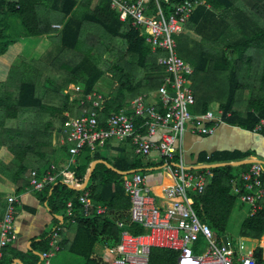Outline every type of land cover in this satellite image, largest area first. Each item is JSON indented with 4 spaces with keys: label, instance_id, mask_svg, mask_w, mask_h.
<instances>
[{
    "label": "trees",
    "instance_id": "1",
    "mask_svg": "<svg viewBox=\"0 0 264 264\" xmlns=\"http://www.w3.org/2000/svg\"><path fill=\"white\" fill-rule=\"evenodd\" d=\"M185 1L170 0L169 5H164L166 14L171 15L174 8ZM201 1H205L210 8H199L188 24V27L201 37V40L198 41L187 34L181 35L178 39L179 55L194 66L192 90L206 92L203 95L205 100L212 97L219 102L227 124L253 132L260 121L264 120V0ZM54 13L62 16L60 31L52 27L50 17ZM0 15L2 16L0 58L8 52L10 47L15 46L16 39H19L17 33L12 36L8 29L9 20L15 18L21 24L20 35L23 38L48 36L51 40L50 44L59 42V48L62 49L60 52L64 53V50H68L74 52L73 54H76L75 51L82 53L81 60L76 62L75 66L65 67L64 70L71 74L72 80L83 84L85 95L96 92V86L105 73L115 80V90L104 98V103L98 111L100 126L105 124L112 113L121 111L133 99L141 94L158 92L164 84L166 69L159 64L158 55L152 53L147 45L146 34L122 23L119 15L111 8L110 0H17L14 3L2 1ZM87 24L99 25L114 40L119 39L123 42V52L121 51L122 55L118 63L110 62L109 65H112L107 71L100 67V63L95 60L97 58H92L89 52L87 55L83 54L85 47L88 46L87 41L83 40ZM14 37L17 38L14 39ZM123 55L126 56L125 61L121 60ZM29 66L31 68L27 70V73L32 76V79L14 78L17 79L14 80L10 77L13 70L19 68V62H17L13 64L9 72V79L0 82V148L3 135L10 140L15 138L11 136L9 129L4 131L1 128L6 121L23 119L27 115H39L34 110L51 111V108L45 105V100L37 94L41 76L38 79L36 76L40 74L41 69H45L50 79L56 80L52 74L57 73V68H53L51 62L48 63V60L43 59L30 63ZM48 66H51V69H47ZM73 83L75 82H71ZM246 92H251L247 111L236 112L234 106L237 99L244 96ZM59 99L62 101L61 106L52 108L59 116L57 121L49 122L46 131L30 126L26 132L30 139L43 150L37 152L28 143H24V146L21 144H15V147L10 146L16 156L14 155L13 160L5 166L6 172L10 173L15 183L22 182L16 192L18 194L25 186H29L28 178L32 170L30 173L28 170L35 167L39 160H43L44 167L50 165L49 159L54 157L56 161L57 151H50L53 134L50 127L60 123L59 131L62 132L68 120L65 114L71 111L70 97L67 95ZM206 102L204 101L205 108L201 112L202 115L208 113L209 107ZM228 114H231L230 118H227ZM28 120L33 122L30 118ZM44 133L46 136L40 137V134ZM65 150L68 149L64 147L63 151ZM32 151L34 154L39 153L38 158L28 157ZM126 151V148H121L123 155L113 160L114 168L121 172L145 169L143 158L130 156L125 153ZM245 157L246 155L238 152L223 153L210 157L207 163H235L246 159ZM99 158L101 157L91 152L88 147L81 150L78 163L73 168L78 182H84L90 163ZM249 167L250 165H247L238 170L243 172ZM37 170L40 171V168ZM235 170L236 168L232 167L212 170L213 179L205 191L191 196L194 211L201 221L211 227L217 238L226 235L230 217L239 200L238 196L232 193L230 183L234 178ZM263 180L264 177H262ZM122 181V175L104 164H98L85 189L96 205L109 208L110 216L107 218L98 217L93 212L85 217L82 206L78 202L79 196L85 191H76L63 181L49 185L39 193L40 199L49 205L56 216L66 212L67 204L73 200V212L65 227L68 230L74 227V233L72 237L62 234L61 246L62 249L82 260V264H106L96 254L95 247L101 244L112 250L117 249L121 233L117 223L124 222V230L134 236L145 234L141 227L130 224L128 211L131 203L125 194ZM1 204L0 214L2 215L5 208L1 209ZM239 234L242 238L259 240L264 235V209L246 217L240 225ZM48 249V239L45 237L34 244L28 255L36 261L38 258L35 252H46ZM150 264H173L172 252L153 249Z\"/></svg>",
    "mask_w": 264,
    "mask_h": 264
},
{
    "label": "built area",
    "instance_id": "2",
    "mask_svg": "<svg viewBox=\"0 0 264 264\" xmlns=\"http://www.w3.org/2000/svg\"><path fill=\"white\" fill-rule=\"evenodd\" d=\"M110 1L120 21L146 32L152 51L162 53L159 64L166 69L165 81L157 93L137 98L128 108L112 114L105 127H101L98 121V110L103 100L97 95L90 96L93 110L86 111L82 118L66 123L63 144L69 143L71 163H76L85 147L94 151L96 145H104L105 142L131 141L139 157L149 158L155 151L160 154L173 185L157 193L152 191L143 173L123 176L122 185L131 200L130 224L141 227L145 234L134 236L124 230V222L117 223L121 229L118 247L108 249L103 261L106 264H150L151 251L161 249L172 252L173 264H264V236L259 240L242 238L237 248H233L227 236L230 245L227 247L193 209L192 194L203 193L213 179V173L210 169H188L184 164L181 144L190 124H193L195 133L210 137L226 121L223 112H219V117L213 112L197 117L191 114V109L196 105L190 89L194 69L179 55L177 38L185 33L199 8L210 6L201 0H186L168 15L164 5H169L170 0ZM54 28L61 29V26L55 25ZM75 90L82 92L81 88ZM153 98L161 102L162 109L158 104H150ZM230 117L228 114L227 118ZM144 130L145 134L142 133ZM253 133L264 138V120L260 121ZM158 136H161L159 142L154 140ZM262 177L263 167L254 163L230 182L232 191L253 214L261 210L260 204L264 199ZM58 181L70 186L78 185L74 171L67 169L59 173L57 167L52 166L44 175L32 171L29 188L41 192ZM78 200L87 214L93 209L88 193H83ZM19 205V197H8L0 222V264L5 249L16 245L19 240L15 226ZM73 207V202H69L65 213L71 216ZM96 215L106 216L108 210L98 208ZM59 233V229L53 232L50 250L41 254L43 264H50L60 253ZM201 239L207 242L204 253L197 252V243ZM246 242L254 245L246 246Z\"/></svg>",
    "mask_w": 264,
    "mask_h": 264
},
{
    "label": "crops",
    "instance_id": "3",
    "mask_svg": "<svg viewBox=\"0 0 264 264\" xmlns=\"http://www.w3.org/2000/svg\"><path fill=\"white\" fill-rule=\"evenodd\" d=\"M2 1L3 2L8 1L10 3H14L17 0H0V3ZM128 1H132V0H128ZM52 15L53 16H59L58 13H54ZM1 18H2V16L0 15V19ZM61 20H62V16H61V19H59V20H52V23H53L52 27L54 28L55 25H60L61 29H62ZM8 25H9V27H8L9 33L12 36L14 35V33H17V35L19 36V39H16L17 37H14V39H16V41H17L16 45L10 47L8 52L0 58V60L9 59V62H10V63L4 62L5 64H7V66L5 65L6 68L4 67L3 70L0 69V79H2L1 82L7 81L8 73L10 72L13 64L17 62L18 58H26L25 60H30L31 58H35L36 56L37 57L39 56V52L36 54L34 53V51L27 52L26 50L29 46H31L33 44L38 45L40 43L39 41H45L46 42L47 40H50V37H48V36L23 38L20 35L22 32L21 24L15 18H11L8 22ZM54 29L57 31H60V29H56V28H54ZM139 31H141V30H139ZM143 33L146 34L145 40L147 43V33L146 32H143ZM184 34L191 35L194 39H196L198 41L201 40V37L197 36L196 32L193 29H191L190 27H188V25H187V28H186V31ZM179 37L177 39H179ZM178 43H179V41H178ZM147 45L150 47V45L148 43H147ZM151 51H152V49H151ZM152 53L157 54L158 59L162 55L161 52L155 53L152 51ZM4 63H2V64L4 65ZM31 63H33V62H31ZM166 74H165V77H166ZM215 80L216 79H214V81ZM192 84L193 83H192V77H191L190 89H191V91L195 97V100H196V106L191 109V114L194 117L202 116L201 112L205 108L204 101H207L206 103H208V107H209L208 112H213L214 115L217 114V116H219V112H222L220 109L221 106H220L219 102L214 100L212 97H209L207 100H205L203 98V95L206 92H194L192 90ZM70 85H73L74 89L79 88V86H77V85L75 86L74 83L70 84ZM155 93H157V92H155ZM155 93L152 92V93H148V94H141L137 98L148 96L150 94H155ZM212 93L215 94V92H212ZM93 95L100 96L103 100L102 101V105H103L104 98H106V97L100 95L98 92H95V93L90 94V95H85V92H73V94L68 92V96L70 97V109H71V111L69 110V112L65 114V117L68 118L66 123L70 122L72 120L82 118L85 116L86 111L91 112L93 110L94 106L89 101V97L93 96ZM250 95H251V92H246L244 96L237 99V103L234 106V110L236 112L239 111V112L245 113L247 111V104L250 100ZM38 96L40 98H43L39 94H38ZM137 98L133 99V101L136 100ZM131 103H129L123 109L128 108V106ZM150 104H153V105L158 104L159 108L162 109V104L157 98H153L152 100H150ZM102 105H101V107H102ZM34 111H36L40 115L39 116L40 118H38L37 122H43V121L45 122V120L43 119V116L45 113H48V112L39 111V110H34ZM116 113H118V112H116ZM112 114H114V113H112ZM41 115H43V116H41ZM230 116H231V114H230ZM98 118H99V114H98ZM30 123H31V126L38 127L34 124V122H30ZM140 123L141 122H139V124ZM105 124H106V122H105ZM105 124L101 127H105ZM47 125H48V123H47ZM65 128H66V124H65V127L62 130V132L61 131H60L61 133L59 132V134H60L59 140H58V137L57 138L55 137L54 143L52 140V145L50 147L51 152L54 150L57 151L56 152V161L53 157L52 159H49V160H51L50 165H48L49 167L48 166L44 167L43 160H39L37 165H36L37 167L33 166L31 169L28 170L29 173L32 170V171H37L39 173V175H44L48 170L51 169L52 166H56L59 173L62 172L63 170H67V169L73 171V168L78 163L79 156L77 158L76 163H71L72 155L70 153L69 143L63 144V143H65V139H66V135L64 132ZM57 131H59V130H56L55 132H57ZM142 133L145 134V130ZM52 139H53V136H52ZM154 140L159 142L161 140V136L154 138ZM64 147H66L68 149V151H69L68 155L63 153ZM88 148L90 149V147H88ZM121 148L127 149V151L125 152L126 154H129L130 156L131 155L137 156L135 154V147L133 146L131 141H123V142H114V141L111 142V141H109V142H105L104 145H96L94 147V151H92L90 149L91 152H93L95 155H97L98 157H101V158L93 160L90 163L89 168H88L87 173H86L85 178H84V182L87 179L89 169L91 168L92 164H94V163H97L96 166L98 164L106 165V163H107L113 169L106 165L108 168L116 171L117 169L114 168V166L112 165V162H113V160H115L119 156L123 155V153L121 152ZM181 150L183 153L182 155H183V160H184L185 166L188 169L193 170V171L200 169L202 167L209 166L207 163L208 157H213L215 155H221L223 153L238 152V153H241L242 155H246V157H245L246 159H244V160L255 157L256 159L264 162V138L261 135L254 134L253 132L243 130V129L236 127V126H231V125L227 124L226 122L224 125H220L217 128L216 133L210 137H203V136L199 135L198 133H195L194 129H193V124H190L188 126V131H187V133L183 139V142L181 144ZM37 155H39V153H37ZM140 158H143V157H140ZM142 161H143V165H144L145 169L136 170V171L141 172L145 176H147V180H148L147 183L151 187L152 191L160 193L164 187L173 185L172 178L170 177L169 173L167 171H165L164 161L162 160L160 154L157 151L153 152L149 158H143ZM239 162H241V161H239ZM235 163H237V162H235ZM222 164H232V163H222ZM210 165H218V164H210ZM96 166H95V168H96ZM261 166L263 167V177H264V166L263 165H261ZM38 168H40V171L37 170ZM239 168H241V167H239ZM117 171H119V170H117ZM127 172H129V171H127ZM241 173H242V171L238 170V168H236V170L234 172V176H238ZM122 176H125V175H122ZM28 181H29V178H28ZM84 182L80 183L75 178V183L78 185L71 186V188L83 186ZM89 182H90V179L88 181V184H89ZM21 183L22 182L15 183L13 181V179L11 178L9 172H6L4 169L0 170V203H2L1 209L2 208L6 209V202H7L8 197L15 195V196L19 197V199H20V205L18 207V215L16 217V222H15L16 231L18 233L19 240H18L16 245L5 249L3 261L1 264H33V263L34 264L35 263L36 264H43V259H41V254H44L50 250V243H51V238H52L53 232L57 229L60 230L59 247H60V250L62 251L63 250L62 246H61L62 234H64V235L66 234L67 236L72 237L73 233H74V227L70 228L69 230L65 227L67 220L71 216H69L65 212L64 213L62 212L58 216L54 215L52 213V210L49 207V205L47 203H44L43 200L40 199V196H39L40 192H34L29 188V186L28 187L25 186L24 189L19 194L16 193L18 191L19 187L22 185ZM88 184H87V186H88ZM263 185H264V180H263ZM87 186H86V188H87ZM72 189H74V188H72ZM85 189L82 191H85ZM3 191H6V195L2 197ZM43 191H41V192H43ZM84 193L89 194V192H87V191H85ZM232 193L234 195H236L233 191H232ZM125 194L127 197H129L128 194L126 193V191H125ZM1 197L3 198L2 202H1V199H2ZM89 198H90V194H89ZM70 202H73V200H70ZM78 202H79V200H78ZM90 202H91L93 209L88 214L84 210L83 206L80 204L82 206V211H83L85 217L90 215L91 212L95 213V215H96V211L98 210V208H101V207L108 210V215L103 216L101 218H107L110 216V211H109L108 207L103 206V205H96L91 198H90ZM240 202H241V200H240ZM130 203H131V200H130ZM73 206H74V202H73ZM260 206H261V209H264V199H263V202H261ZM247 208L248 209L245 212L243 220L246 217H248L249 215H253V213L251 212V209L248 206H247ZM66 209H67V207H66ZM4 212L5 211H3L2 215L0 214V218H2V219H3V217H1V216H4ZM129 212H130V210L128 211V216H129ZM98 217H100V216H98ZM2 219L0 220V222L2 221ZM45 237H47V239H48L49 249L46 252H35V256L38 259L36 261H34L28 254H29L30 250L33 248L34 244H37L38 242L43 240ZM244 239H246V238H244ZM102 248H103V252H104L103 256H102L103 253L101 254ZM108 249H110V248L107 246L105 247L101 244H98L95 247L96 254L98 256H100L102 259H104L105 254L107 255Z\"/></svg>",
    "mask_w": 264,
    "mask_h": 264
},
{
    "label": "rangeland",
    "instance_id": "4",
    "mask_svg": "<svg viewBox=\"0 0 264 264\" xmlns=\"http://www.w3.org/2000/svg\"><path fill=\"white\" fill-rule=\"evenodd\" d=\"M235 3L238 4V2H235ZM50 19L59 20L61 19V16L52 15ZM83 40L87 41L88 43V46L85 45L86 46L85 53L83 54L87 55V52H89L92 58H97L95 60L98 63H100L99 64L100 67L102 69L104 68L105 71L109 70L110 66L112 65V64L109 65L110 62L118 63L117 61L122 55L121 51L123 52V42L119 39L114 40L113 37L109 35L99 25L87 24L86 30L84 31ZM39 42L40 43L38 45L33 44L29 46L26 50L27 52L34 51L35 54L39 52V56L38 57L36 56L35 58H31L30 60H25L26 58H18L17 62H19V68L18 67L15 68L13 70V74L10 77H12V79L19 78L20 80L32 79V76L28 75L27 73V70L31 68L29 66L31 62H36L40 59L48 60V63L51 62V65L54 66L53 68H57V73L52 74L53 78L56 80L50 79V75L48 74V71H45V69H41L40 74L36 76L37 79L41 76L39 78L40 84H38L39 92H37V94L43 97V99L45 100V105L48 108H51V111L48 113H45L44 116L41 115L43 116V119L45 120V122L44 121L37 122L38 120L37 117H39L40 115H34V116L27 115L23 119L14 120V121H6L4 126L1 128L4 131L6 129H9L10 134H12L11 136H14L15 138L10 140L6 136L3 135V142L1 143V148H0V170L4 169L6 171L7 167L5 165H8L14 158L15 154L10 149V146L15 147V144L23 145L24 143L25 144L28 143L31 145L30 147H32L37 152H40L41 150H43L37 145V143L33 142V140H31L30 137L26 133L28 132L27 130L31 126V123H29L30 121L28 120V118H30L31 121H33L34 124L38 126V128L41 131H44V130L46 131V129L48 128V125L46 124L49 122H56L57 121L56 119H58L59 117L56 111L52 109V108H59L61 106L62 101L59 98L63 96H67L69 91L71 94H73V92H76V90L73 88V85H70L71 82H75L74 85L79 86L82 92L84 91L83 84H78L77 81L72 80L71 74H69L68 71L64 70L65 67L75 66L74 64L78 62L79 60H81L82 53L75 51L76 54H73L74 52H70L68 50L66 51L64 50V53L60 52L62 49L59 48L58 41H57L58 42L57 44L55 43L50 44L51 40H47L46 42L45 41H39ZM121 60L125 61L126 56L123 55ZM4 62L10 63L9 59L0 60L1 70H3L4 67L6 68L7 66V64H5ZM2 63H4V65ZM50 67L51 66H48L47 69H51ZM8 79L9 77L7 78V80ZM14 80H17V79H14ZM1 81L2 79H0V82ZM114 81L115 80L112 79L109 74L105 73L101 81L96 86V92H98L102 96L107 97L109 94H111L115 90ZM215 116L219 117L217 116V114ZM59 127H60V123L59 125L55 124L54 126L50 127V131H53V134H52L53 143H54L55 137L56 138L58 137V140L60 138L59 136L60 131L55 132L56 130H59ZM21 129H23V131H21ZM45 136H46L45 133L40 134V137L44 138ZM40 137L38 139H40ZM63 153L66 155L69 154L68 150L63 151ZM28 157L38 158V155L34 154V152L32 151V153L31 152L29 153ZM5 195H6V191H3L2 197ZM158 198L161 199V197H158ZM2 200L3 198L1 199V202ZM247 209H248L247 206L243 205L239 199L230 217L225 236H228V238L232 241L233 248H237V246L240 243V240L242 239L241 235L239 234V228L243 221V217ZM245 244L246 246L254 245L253 243H249V242H246ZM206 249H207V242L204 239H201L197 243V252L204 253ZM101 250H102L101 254L103 253L102 254L103 256L104 255L103 248ZM50 264H82V260L70 254L69 251L63 249L60 253H58L55 256V258L51 260Z\"/></svg>",
    "mask_w": 264,
    "mask_h": 264
},
{
    "label": "water",
    "instance_id": "5",
    "mask_svg": "<svg viewBox=\"0 0 264 264\" xmlns=\"http://www.w3.org/2000/svg\"><path fill=\"white\" fill-rule=\"evenodd\" d=\"M254 163H258L260 165H263L264 166V162L263 161H260L258 159H256L255 157H252V158H249L247 160H243L241 162H237V163H232V164H218V165H209L207 167H202L200 169H197V170H202V169H210V170H214V169H219V168H226V167H232V168H239V167H244V166H247V165H251V164H254ZM97 163H94L92 164L91 168L89 169L88 171V175H87V179L86 181L84 182L83 186H80V187H72L74 188L76 191H82L86 188L87 184H88V181L95 169V166H96ZM106 165L110 168H112L110 165H108L106 163ZM113 169V168H112ZM117 171V170H116ZM120 175H129V174H133L135 172H137L136 170H132V171H129V172H120V171H117ZM222 241L224 242V244L227 246V247H230L229 243H228V239H227V236H223L222 237Z\"/></svg>",
    "mask_w": 264,
    "mask_h": 264
}]
</instances>
